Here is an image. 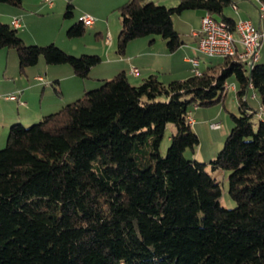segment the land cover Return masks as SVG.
<instances>
[{
    "label": "trees",
    "instance_id": "1",
    "mask_svg": "<svg viewBox=\"0 0 264 264\" xmlns=\"http://www.w3.org/2000/svg\"><path fill=\"white\" fill-rule=\"evenodd\" d=\"M233 4L125 0L116 7L118 51L158 35L175 50L183 41L172 16L187 9L209 12L233 30L236 22L225 14ZM72 7L66 4L65 17ZM85 28L78 18L66 32L80 36ZM0 47L15 49L20 70L43 56L88 78L101 61L53 42L25 43L1 20ZM258 60L250 67L223 56L200 74L167 83L149 74L133 84L119 72L29 126L12 123L0 148V264H264V63ZM230 76L238 113H230L221 149L208 162L185 157L199 143L191 107L222 101ZM52 85L60 93L58 80ZM250 88L258 110L247 100ZM168 123L174 131L162 155ZM207 166L228 172L234 207L221 205L220 184Z\"/></svg>",
    "mask_w": 264,
    "mask_h": 264
},
{
    "label": "rangeland",
    "instance_id": "2",
    "mask_svg": "<svg viewBox=\"0 0 264 264\" xmlns=\"http://www.w3.org/2000/svg\"><path fill=\"white\" fill-rule=\"evenodd\" d=\"M24 6H26V9L28 11L32 12L34 17L31 21H28V36L25 43L30 42L28 44H39V45H46L49 43H54L60 48H62L64 51H66L69 54L79 56L80 54H91L95 51H98L99 54L104 58L105 51L109 47L108 45L109 40L107 33H105L103 36L104 38L101 39L100 35L96 34L94 29H90L87 25L85 26V31L80 36H68L67 35V28L73 24L74 22L78 21V16L80 13H83L84 8H88L91 10V14L86 13L87 15H90L94 18V20L97 23H100L103 27V29L115 30L116 34V41L118 32L120 30V18H119V11L115 8L107 7L104 0H51L53 2V7L48 8L45 5L42 4V0H23ZM37 1V2H36ZM70 2L73 7V15L70 17H65L64 12L66 9V4ZM155 2H158V0H155ZM167 6H172L171 4H174L173 2L176 1H165ZM251 2L256 3V1L251 0ZM22 4V5H23ZM238 5L239 2H238ZM3 7H13L10 4L2 3L0 2V20L5 22V20L9 19L12 15L5 14ZM42 7L43 9H40ZM229 10V7L227 8ZM108 10V11H107ZM227 10V11H228ZM196 9H187L184 10L181 13H175L173 14V24L174 27L179 31L181 39L184 40V42L189 43L192 41L191 31L196 29L198 24L200 23V15L197 14ZM105 12V13H104ZM15 18V17H14ZM13 18V19H14ZM24 27L27 25L26 22H24ZM20 30V28H19ZM104 30V31H105ZM106 32V31H105ZM264 33V32H262ZM107 37V38H106ZM144 37V36H143ZM151 37V36H150ZM106 39V40H105ZM137 39V38H135ZM142 38H138V40L130 41L129 43H140L139 40ZM146 41H149L150 38H146ZM105 42V43H104ZM117 43V42H116ZM148 43V42H147ZM151 46L153 48L158 47L159 45H166L165 42L162 40L161 36H156V40L151 42ZM262 45L260 47L259 51V63H264V36H262ZM137 45L139 44H129L128 49L133 53L137 49ZM127 46V45H126ZM3 51H6L7 48H2ZM12 51H15V49L11 48ZM202 60L205 62H201L199 65L200 71L204 70L207 66L216 64L217 62L221 61L222 57L220 56H214V57H208L203 55L201 52L198 55ZM16 57V58H15ZM13 58H14V66L16 62L18 61L15 51V56L10 55L9 56V69L11 65L13 64ZM12 62V63H11ZM1 63H3V59H0V67L2 66ZM18 63V62H17ZM39 63L43 64L44 67L49 66L51 68L56 67H69L71 66L69 64H47L41 56L39 58V61L37 64L28 66L30 67H37ZM250 66V65H249ZM132 67V66H131ZM130 67V70H131ZM251 67V66H250ZM40 74L42 76H45V69H40ZM50 74L53 76V74L50 72ZM60 74V83L63 84L62 88L59 87V91L62 90V92L66 95H70L73 91L71 89L70 83L72 80L69 79V77L66 76V73L61 72ZM178 73L176 76H179ZM50 75V76H51ZM128 76V75H127ZM79 78V76H77ZM25 77H20V79H24ZM177 78V77H176ZM80 79V78H79ZM92 77H89L85 80V82L90 83L94 87H89L87 90H91L94 88H97L100 86V80H92ZM63 80V82H62ZM99 81V82H97ZM32 83L38 86L37 90L31 94V96H34L36 98L40 97V90H41V82L36 80H31ZM139 82V81H138ZM96 83V85H95ZM235 84L234 76H230L227 79V89L225 91V95L223 97L222 101L215 102L210 105H199L196 107H191L190 110V116L196 119L195 125H193V129L196 130V134L199 138V143L195 145L193 148H186L184 151V155L187 158H194L198 161L208 162L210 159H212L214 156H216L217 152L221 149L224 139L226 138V135L228 134V127L231 123L230 113H238V103L235 95V90L232 88ZM46 91L43 95L42 103H32V104H20L21 110H26V108L31 106H34L35 109H39L40 104L46 105V103H50L53 99H62L63 95H61L62 92H57L54 89V85L51 84V81H48L46 83ZM67 93V94H66ZM69 93V94H68ZM11 94V93H10ZM9 94V95H10ZM252 91L249 90L247 94V100L249 104L252 106L253 109L258 110L259 109V98L256 95L255 97L251 96ZM17 95V94H16ZM59 95V98L56 96ZM8 97V96H7ZM17 99V96H16ZM41 102V100H40ZM67 104V103H65ZM25 106V107H23ZM222 110V113L220 115L217 114V110ZM28 111V110H26ZM258 113H256L253 117V121L256 122L258 120ZM215 116V117H213ZM215 118V120L213 118ZM211 118V121H220L222 125L216 129H211L208 127L205 120H209ZM2 119L0 118V148H3L5 146L6 141V134L8 132L9 127H4L1 123ZM36 122V121H35ZM33 122L30 123H21L24 126H29ZM174 131V126L172 123H168L165 132L163 135V138L161 140L160 144V152L162 155L165 154L166 148L169 145V136ZM225 132V133H224ZM207 170L212 174L213 177L217 179V181L220 184V188L222 191V195L220 198L221 205L226 208H232L236 205V202L229 196L228 194V172L226 170L217 169L215 171H211L210 167H206Z\"/></svg>",
    "mask_w": 264,
    "mask_h": 264
},
{
    "label": "crops",
    "instance_id": "3",
    "mask_svg": "<svg viewBox=\"0 0 264 264\" xmlns=\"http://www.w3.org/2000/svg\"><path fill=\"white\" fill-rule=\"evenodd\" d=\"M124 1L125 0H104L107 7H111L113 9L118 7ZM165 1L166 0H158L157 3L166 5ZM173 1L176 2H173L174 4H171L172 6L176 5L179 0H173ZM233 1H234L233 6H230L229 10L226 9L225 14L233 18L235 22L239 20L249 19L261 32H264V10H261V4L259 3V1L255 0L256 3L251 2V0H233ZM23 2L24 1L22 0V4ZM238 2L240 5H238ZM40 5L42 6L47 5L46 7L52 8L53 2L52 5H50L45 0H42V4L39 3V6ZM11 6L13 7H3L5 14L12 15L9 19L5 20V22H8L14 27H16L19 35L26 42L28 41L27 37H29L27 35L28 21H31L34 15L32 14V12L26 9V6H24V4L21 6H14V5ZM40 9L43 8L40 7ZM83 11L84 12L80 13L79 16L85 15L86 13L89 14L92 13L91 10L88 8H84ZM196 13L199 14L200 17L204 14L203 11H197ZM14 17L15 19H18V26H15L12 23ZM24 22H26L27 25L25 26L26 28L22 29V27H24L23 25ZM199 26L200 23L198 24L196 29H198ZM88 27L90 29H94L96 31L95 33L100 35L101 39H103L104 38L103 35L107 33V36L109 37L108 40L110 43L108 45L109 47H107L108 49L105 51L104 58L101 56V54H99L98 51L93 52L101 57V61L97 65L92 67V69L89 72V77H92L93 78L92 80L94 81L110 78L119 72H125L126 75H128L130 82L133 84L139 83L142 80V78L148 76L149 74H157L158 78L162 82L167 83L171 80L184 79L190 75H193V69H192L193 67L191 62L188 60L189 57H194L199 59V65L201 62H205L198 56L200 54V51L198 50V38L192 35L193 30L191 31V35H190L192 37V41L186 43L184 42V40H182L183 43L173 51H169L166 45H159L158 47L153 48L151 46L152 44L151 42L156 40V36H152V37L144 36V37H139L142 38L139 40H143V41H139L140 43H128L124 51L119 52L116 43L117 41H116L115 30L110 31L108 27L105 30L103 29L102 25L100 23H97L96 21H94V23ZM146 38H150L149 41H146L147 40ZM135 40H138V38L132 41ZM129 44H134V45L139 44V45H137L138 46L137 49L132 53L130 49H128ZM261 45L262 43L260 42L258 53L260 51ZM10 55L15 56V51H12L11 48H7L6 51H3V49L0 47V59L1 60L3 59V63H1L2 66L0 67V118L2 119L1 123L4 127L6 126L8 128L14 122H20V123L35 122L39 120L43 115L58 110L61 106L65 105V103L72 102L77 97H79L85 90L89 89V87H94L92 84L90 86L89 85L90 83L85 82L87 78L79 77L80 78L79 79L77 75L74 73L72 67L51 68L47 65L46 67H44L43 64L39 63L37 67H30V68L26 67L23 70H20L18 61H17L18 63L16 62L14 66V58H13V64L9 69L8 59ZM131 66L137 68V73L133 74L130 72ZM41 68L45 69L44 75H46L47 78L40 74ZM50 72L53 74V76L50 74ZM61 72L66 73V76L69 77L70 80H72L70 86L72 87L71 89H73L74 92H72L70 95H67L66 97V95L61 90L60 91L62 92L61 95L65 96L62 99L55 98L49 104L46 103V105L44 106L40 104L39 109H35L34 106L30 105V107L26 108V110L28 111L21 110L22 108L19 107L21 101L28 105L32 103L33 104L42 103V99L44 98L43 95L47 87L46 83L48 81H51L52 84L55 80H58V85L59 87L62 88L63 84L60 83L61 76L59 74ZM178 73L181 74H179V76H176V74ZM23 76L25 78L21 80L20 77ZM38 76L42 77V79L39 80ZM31 80L39 81L42 84L40 90V97L38 98H36L35 95L31 96V94L35 92L38 88V86L32 83ZM232 88L235 90V84ZM249 90L252 91L251 96L255 97L256 94L253 91V89L250 88ZM10 93L17 94V99L7 98V96ZM56 97L59 98V95ZM221 113L222 110L220 111V109H218L217 114L220 115ZM213 119L215 120V118ZM210 121L211 118H209V120H205L209 128H211L209 126ZM195 122L196 119L193 118V121L191 122L192 129H193V125H195ZM229 128L230 126L228 127V131Z\"/></svg>",
    "mask_w": 264,
    "mask_h": 264
},
{
    "label": "built area",
    "instance_id": "4",
    "mask_svg": "<svg viewBox=\"0 0 264 264\" xmlns=\"http://www.w3.org/2000/svg\"><path fill=\"white\" fill-rule=\"evenodd\" d=\"M52 5L51 0H45ZM264 10V7H261ZM79 20L86 26L94 23V18L90 15H81ZM15 26H18V19L12 20ZM192 35L198 38V50L203 51V55L208 57L214 56H228L236 55L243 58L247 63L250 60L259 59V46L261 42L262 33L249 19L239 20L235 23L233 30H230L227 24L223 21L217 20L209 12H205L200 17V26L198 29L192 31ZM188 60L192 64L193 73L200 71L199 59L189 57ZM131 73H137V68L132 67ZM41 80L42 77L38 76ZM9 99H16V97H7ZM25 104L24 102H20ZM190 122L193 117H189ZM220 121L209 122V126L213 129L220 127Z\"/></svg>",
    "mask_w": 264,
    "mask_h": 264
},
{
    "label": "bare ground",
    "instance_id": "5",
    "mask_svg": "<svg viewBox=\"0 0 264 264\" xmlns=\"http://www.w3.org/2000/svg\"><path fill=\"white\" fill-rule=\"evenodd\" d=\"M205 13V12H204ZM13 23V22H12ZM202 54H203V51H200ZM197 59V58H196ZM243 59V58H242ZM255 61H257V60H250L249 62H248V64L250 65V66H252L253 65V63L255 62ZM131 72V71H130ZM196 74H200V71H198V72H196ZM17 95L16 94H10V95H8V97H16ZM221 125V124H220Z\"/></svg>",
    "mask_w": 264,
    "mask_h": 264
}]
</instances>
